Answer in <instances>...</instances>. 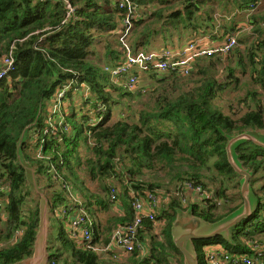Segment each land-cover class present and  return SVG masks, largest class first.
Returning <instances> with one entry per match:
<instances>
[{
  "label": "trees",
  "instance_id": "trees-1",
  "mask_svg": "<svg viewBox=\"0 0 264 264\" xmlns=\"http://www.w3.org/2000/svg\"><path fill=\"white\" fill-rule=\"evenodd\" d=\"M73 2L75 14L68 17L60 0H0V66L5 58L14 57L13 70L0 79V264H17L33 255L40 197L29 189L17 151L22 132L37 116L24 144V156L45 188L51 214L70 201L68 187L80 194L83 202L79 205L94 222L92 247L107 245L118 224L132 222L131 191L141 196L156 192L162 187L161 173L169 177L165 186L187 181L193 188L212 192L205 194L203 203L196 200L184 205L157 191L161 207L155 220H145L141 233L143 242L150 239V249L146 247L142 255L135 251L123 262L110 255L111 263L104 262L99 251L76 242L66 229L65 217L55 229L51 217L50 230H55L54 235L49 232L51 243L59 242L57 249L68 252L72 264H170L171 256L182 264L183 255L171 231L176 210L192 206L195 215L215 222L242 204V175L236 174L228 160L227 135L249 130L264 133V10L259 9L264 0H150L155 3L151 20L138 16L134 21L130 41L137 49L149 47L151 35L161 33L172 18L169 28L179 30L182 25L211 40L238 31L242 45L227 56L197 59L187 75L150 73L146 79L155 78V84L145 95L138 94L145 99L134 114L126 111L132 103L125 98L132 93L114 83L100 64L103 55L105 63L120 59L115 33L122 17L118 3ZM168 8L176 9L167 14ZM244 19L247 23L240 26ZM245 25L251 27L248 34H242ZM81 84L87 85L88 94L82 95L84 114L77 115L74 95ZM61 90L65 94L59 97ZM228 90L235 93V101L226 98ZM65 99L69 111L65 106L64 112L56 110ZM51 101L56 103L50 111ZM116 106L123 112L111 121ZM59 115L55 125L49 123ZM84 151L89 154L82 155ZM236 152L253 173L257 212L233 228V243L222 236L195 240L199 264H208L206 247L212 243L228 251L231 260L255 255L254 245L264 246V147L247 141ZM147 171L158 173L153 175L158 179H144ZM89 182L103 195L85 193L81 184ZM208 185H215V190ZM223 198L236 204L217 214ZM160 223L164 224L162 233L150 236ZM253 240L260 244L251 246L248 241ZM52 253L51 263L65 264L60 261L62 253Z\"/></svg>",
  "mask_w": 264,
  "mask_h": 264
},
{
  "label": "built area",
  "instance_id": "built-area-1",
  "mask_svg": "<svg viewBox=\"0 0 264 264\" xmlns=\"http://www.w3.org/2000/svg\"><path fill=\"white\" fill-rule=\"evenodd\" d=\"M60 1H62L68 17L71 14H75L76 5L73 0ZM115 1L118 3L119 10L122 11L121 30L118 33L119 41L122 45V58L116 65L104 66L114 82L123 86L127 91L134 92L141 88L139 84L140 77H145L152 72L160 75L165 74V72L187 75L194 70L197 59L212 55L227 56L240 45L238 44L239 33L238 31H233L227 33L219 40H211L210 38L207 40L201 39L200 42L191 40L187 43H182L177 48L165 47L164 50H153L146 47L136 51L135 47L129 42V38L133 32L134 21L138 18V5L134 0ZM3 62V66H0V79L13 70L14 57L5 58ZM71 84L70 82L69 85ZM61 92V95H63L65 90ZM186 187L190 191L203 192L202 187L193 188L190 182H187ZM68 195L70 201L62 204L60 208L61 215L67 218L66 229L76 242L82 246L86 245L88 248H92L93 251H104L117 260L127 258L138 250H143L142 252L146 253V245L141 238V233L144 229L145 220H155L156 212L161 207L162 198L157 191L146 192L145 196L137 195L134 190L131 191V195H134L132 207L135 214L132 222L118 224L114 228L112 237L107 245L95 244L94 247L91 246L92 241L95 239L94 222L85 208L79 205L82 203H74L71 201L72 194L68 193ZM254 247L257 252L255 255L236 256L232 260L228 256V251L219 249L218 255L220 259L214 254H208L207 263L224 264V261L227 260L228 264L230 261L231 264H258L264 253V246L254 245ZM210 249L216 250L218 248L211 247Z\"/></svg>",
  "mask_w": 264,
  "mask_h": 264
},
{
  "label": "water",
  "instance_id": "water-1",
  "mask_svg": "<svg viewBox=\"0 0 264 264\" xmlns=\"http://www.w3.org/2000/svg\"><path fill=\"white\" fill-rule=\"evenodd\" d=\"M37 119L24 129L19 138L17 163L25 169L29 189L40 197V220L36 233L37 237L34 244L33 255L23 259L17 264H50L49 259L52 255L48 252L49 232L52 227L49 198L45 194V188L40 185L39 179H37V174L33 165L26 160L23 152L28 132L36 125ZM227 137L228 142L226 151L228 160L236 174L243 176L240 183L243 202L238 208L215 222L204 220L195 215L192 206H189L186 210L180 208L176 210L177 216L172 223L171 231L174 244L183 255L182 264H199V253L195 247V240H205L206 238L222 236L224 239L226 238L233 243V228L237 227L243 223L245 219L252 217L257 212L259 199L251 184L253 173L244 167L242 161L239 159V155H237L236 149L241 143L247 141H253L256 145L264 147V133L256 130H249L239 135H227ZM169 260L170 264H180L173 257H170Z\"/></svg>",
  "mask_w": 264,
  "mask_h": 264
},
{
  "label": "rangeland",
  "instance_id": "rangeland-1",
  "mask_svg": "<svg viewBox=\"0 0 264 264\" xmlns=\"http://www.w3.org/2000/svg\"><path fill=\"white\" fill-rule=\"evenodd\" d=\"M259 9H261V10H264V4H262L261 6H259ZM197 18H198V16H197ZM248 19V18H247ZM245 24L247 23V21L244 19V21H243ZM184 28H186V27H184ZM250 31H251V27H249L248 25H245V28L243 29V32H242V34H248V33H250ZM190 36V35H189ZM203 38H206V40L207 39H209L210 37H209V35H207L206 37L205 36H203ZM130 40V39H129ZM161 41H164V40H162V39H160ZM168 40H171V39H168ZM165 41H167V40H165ZM181 41V40H180ZM131 42V41H130ZM170 43H171V41H169ZM153 43V42H152ZM164 43V42H163ZM239 43V42H238ZM242 45V44H241ZM99 46V44H97V47ZM240 46V45H239ZM238 46V47H239ZM147 47V46H146ZM146 47H144V48H146ZM241 47V46H240ZM100 57V56H99ZM100 60H102V57H101V59ZM103 61V60H102ZM113 62H116V59L115 58H112V60H110V62L109 63H113ZM100 63H101V65L102 66H104V63H102L101 61H100ZM108 63V64H109ZM220 74H224V70H220ZM220 74H218V75H220ZM160 77V76H159ZM242 79H245V77H242ZM152 80H153V82H152ZM144 81H145V83H144ZM140 85H141V88H138L137 90H135L134 92H132V91H129L130 93H132V96H128L127 98H125V100L126 101H129L130 103H132V107L131 108H129V109H126V111L127 112H131V113H136V111L138 110V109H140V108H142L143 107V102H141V100H144L145 99V96H142L141 98H139L138 96V94L139 93H142L143 95H145L147 92L146 91H148V90H150L151 89V87H153V85L155 84V78L154 79H150V81H148L147 79H143V77H140V83H139ZM83 90V89H82ZM81 89H79V90H76L75 91V95H74V97H75V99H74V106H75V108H76V112H77V115H82V114H84V112L82 111V109H81V106L83 107L84 105L82 104L83 102H85V100L82 98V95L85 93V94H87V91H85V90H83L82 91ZM127 91V92H128ZM146 92V93H145ZM62 94V92H58V96H60V97H62L64 94H65V92H64V94L63 95H61ZM116 97H118V94H115V93H113ZM226 98H228L230 101H235V93H233V92H231V90H228V92H227V94H226ZM56 103V102H55ZM54 101H51V103L50 104H48L49 106H48V109L51 111V109L52 108H54ZM69 100H63L62 102H58V108H57V106L55 107V109L56 110H60V112H64L65 111V109H64V111L62 110V108H63V106H65V108H66V111H69ZM226 103H228V102H224V104H226ZM62 105V106H61ZM114 112V114H113V116H112V118H111V121H114L119 115H121L122 114V112H123V109L120 107V106H116L115 107V110L113 111ZM55 119H57V121H58V119H60V115L59 116H57V118L55 117ZM55 119H53V120H51V118L48 120L49 121V123H52V124H54L55 125ZM110 121V122H111ZM89 154V152H87V153H85V151H84V153L82 154V155H85V156H87ZM82 174V173H81ZM158 173H151L150 171H147V172H145V176H144V179H147V180H153V179H158V178H155V176H153V175H157ZM83 175V174H82ZM160 177H161V183H162V187L161 188H159V189H156V191H159V192H161V193H164V194H168L169 195V199L170 198H172V197H176L177 199H179V201H183L182 202V204H184V205H187V203L189 202L190 203V201H192V202H196V200L195 201H193V200H191L193 197H191L190 196V194H189V192H190V190L186 187V184H187V181L182 185V184H174V185H168V186H165L166 185V183H167V181H168V178L169 177H167V176H164V174H160L159 175ZM243 177V176H242ZM242 179V178H241ZM240 183H241V181H240ZM58 185L60 184V183H57ZM41 185V184H40ZM43 186V185H42ZM62 186V185H61ZM81 187L85 190V193L86 192H89V194H92V193H94V192H96V194H99V195H103L102 194V191H101V189L100 188H98L95 184L93 185V183H87V186H83L82 184H81ZM208 188H210V190H212V189H214L215 190V185H208L207 186ZM230 187H232V186H230ZM252 188H253V186H252ZM254 190V189H253ZM67 192H69V193H71L72 194V196H71V201H73L74 203H79V202H83V200L81 199L82 197L80 196V194L76 191V190H73L71 187H68L67 188V190H66ZM240 192H241V186H240ZM84 193V194H85ZM207 193H210V194H212V192H207V190L205 189V191H203L202 193H198V192H195L194 193V196L196 197V199L197 200H200L199 202H201V203H203L202 202V198L203 197H205V194H207ZM235 192H234V190H230L229 191V194H231V196L234 194ZM189 197L190 199H188V198H186V197ZM95 198V197H94ZM169 199H168V201H169ZM167 201V202H168ZM242 202H243V200H242ZM234 204H236V202H232V201H230V200H228V199H226V198H223V199H220L219 200V204L217 205V210H215L216 211V213L217 214H221V213H224V211H226V208H228V207H230V206H233ZM59 210H61L60 208H57V209H55L54 210V212L51 214L50 213V216L52 217V223H53V229H55V228H57L58 227V225L63 221V218H62V215H61V211H59ZM59 213V214H58ZM100 213H102V212H99V214ZM227 215V214H226ZM226 215H224V216H226ZM224 218V217H223ZM98 226H99V222H98ZM164 226V224L163 223H160V224H157L156 225V227H155V229L153 230V231H150L149 232V235L151 236V233L153 232V233H155V234H161L162 233V227ZM51 229V228H50ZM50 230L51 231V234H52V232L54 233L55 232V230ZM52 235H54V234H52ZM157 239L158 240H162L163 238H162V236H157ZM248 243H258L256 240H253V241H248ZM258 244H260V242L258 243ZM48 245H49V248H48V252L49 253H51V254H53L52 252H60V253H62V256H61V259H60V261L61 262H64L65 264H72L71 263V261H70V257H69V254H68V252H64V249H61V248H58L57 249V247H58V245H59V242L57 243H51V236L49 237V242H48ZM145 245H146V247H147V249L149 250L150 249V239H149V241H147V243H145ZM211 247H214V248H218V249H216V250H214V249H210ZM254 247V246H253ZM219 249H222L223 250V248L221 247L220 248V246H219V244H217V243H212V244H209V245H207V247H206V253H207V255L209 254H214V256H216L218 259H220L219 258V255H218V252H220V250ZM139 251V253L141 254V252L143 251V250H138ZM99 253H101L102 255H101V257H102V261H104V262H107V263H111V258H110V256L106 253V252H104V251H100ZM142 255V254H141ZM129 256H131V255H129ZM128 256V257H129ZM127 257V258H128ZM171 257H173V256H171ZM173 258H175V257H173ZM264 258V257H263ZM176 259V258H175ZM260 259V258H259ZM120 261V260H119ZM120 262H123V260L122 261H120ZM49 263L50 264H54V263H51V261H50V259H49ZM224 264H228L227 263V260H225L224 261Z\"/></svg>",
  "mask_w": 264,
  "mask_h": 264
},
{
  "label": "crops",
  "instance_id": "crops-1",
  "mask_svg": "<svg viewBox=\"0 0 264 264\" xmlns=\"http://www.w3.org/2000/svg\"><path fill=\"white\" fill-rule=\"evenodd\" d=\"M154 1H158V0H154ZM114 2V1H113ZM138 10H139V13H138V16H140L139 18H147V20H151V17H152V13L155 8V3L152 4L150 2V0H146V3L144 4H138ZM157 7H159V4H157ZM176 8H168L167 10V14L174 11ZM168 22V21H167ZM172 22H173V18L169 21V25H166L164 27V30L161 31V33L159 34H152L151 35V43H150V46L151 49L153 50H164L165 47H172V48H177V47H180V45L182 43H187L191 40H195V41H198L200 42L201 39H204L206 40V38H203V36H198V33L194 34L192 32V29L191 28H184L182 25H180V29L178 30L177 28H169L171 27L172 25ZM163 21H160L159 22V25L162 24ZM245 23L242 21L241 22V25H244ZM167 35V36H166ZM190 35V36H189ZM196 35V36H195ZM206 37V36H205ZM160 39L162 40H167V41H161ZM168 39H171V40H168ZM181 40V41H180ZM171 41V43L169 42ZM153 42V43H152ZM164 42V43H163ZM107 58H105V56L103 55L102 56V60H100L102 63H105ZM101 64V63H100ZM145 83V81H144ZM194 191H190L189 194L191 197H193L191 200L195 201L197 200L196 197L194 196ZM188 199H190L188 197ZM192 202V201H190ZM258 264H264V258H262L260 261H258Z\"/></svg>",
  "mask_w": 264,
  "mask_h": 264
},
{
  "label": "clouds",
  "instance_id": "clouds-1",
  "mask_svg": "<svg viewBox=\"0 0 264 264\" xmlns=\"http://www.w3.org/2000/svg\"><path fill=\"white\" fill-rule=\"evenodd\" d=\"M122 18V17H121ZM121 18L119 19V25H120V27L115 31V33H117V42L120 44V49H119V51H120V59H117L116 58V62L114 63L115 65L118 63V62H120L121 61V58H122V52H121V50H122V45H121V43H120V41H119V31L121 30L120 28H121V24H120V20H121ZM133 33V32H132ZM132 36V35H131ZM129 39H131V37L129 38ZM129 42H130V40H129ZM131 43V42H130ZM131 45L133 46V44L131 43ZM241 45V44H240ZM134 47V46H133ZM147 48H150V47H147ZM140 49H145L144 47H142V48H139V49H137L136 47H135V50L137 51V50H140ZM103 62V61H102ZM114 64H112V63H104V65H106V66H109V65H114ZM102 66V65H101ZM104 69H105V66H102ZM106 71V70H105ZM107 72V71H106ZM110 74V73H109ZM111 76V75H110ZM147 76V75H146ZM146 76L145 77H143V79H146ZM111 80L114 82V80L111 78ZM74 82V81H73ZM72 81H71V83H73ZM114 83H116V82H114ZM117 84V83H116ZM72 85V84H71ZM81 87L79 88V89H83V90H85V91H87V85H85V84H81L80 85ZM82 90V91H83ZM62 91V90H61ZM60 91V92H61ZM87 94H88V91H87ZM86 94V95H87ZM261 260V259H260ZM259 260V261H260Z\"/></svg>",
  "mask_w": 264,
  "mask_h": 264
},
{
  "label": "bare ground",
  "instance_id": "bare-ground-1",
  "mask_svg": "<svg viewBox=\"0 0 264 264\" xmlns=\"http://www.w3.org/2000/svg\"><path fill=\"white\" fill-rule=\"evenodd\" d=\"M155 74V73H154ZM186 75V74H185ZM119 86V85H118ZM124 88V87H123ZM125 89V88H124ZM146 93V92H145ZM55 119V118H54ZM101 119V118H100ZM59 211H61V210H59ZM159 211V210H158ZM59 214V213H58ZM144 243H145V241H144Z\"/></svg>",
  "mask_w": 264,
  "mask_h": 264
}]
</instances>
